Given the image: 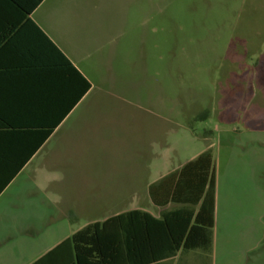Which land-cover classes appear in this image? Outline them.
<instances>
[{
	"label": "crops",
	"instance_id": "1",
	"mask_svg": "<svg viewBox=\"0 0 264 264\" xmlns=\"http://www.w3.org/2000/svg\"><path fill=\"white\" fill-rule=\"evenodd\" d=\"M173 2L0 0V264H36L127 213L163 221L189 207L151 198L152 186L212 152L175 161L168 74H152V57L172 46ZM121 66L142 80L128 81ZM219 210L216 189L214 213L200 223L203 244L151 264H237ZM138 225L130 237L146 236ZM106 231L121 242L118 227ZM261 243L247 250V264H264V250L254 256Z\"/></svg>",
	"mask_w": 264,
	"mask_h": 264
},
{
	"label": "rangeland",
	"instance_id": "2",
	"mask_svg": "<svg viewBox=\"0 0 264 264\" xmlns=\"http://www.w3.org/2000/svg\"><path fill=\"white\" fill-rule=\"evenodd\" d=\"M170 6L172 46L156 52L151 69L159 80L168 74L175 161L211 147L222 230L237 264H247V250L264 239V0H174ZM133 69L120 72L130 82L142 80ZM176 144L187 151L178 152Z\"/></svg>",
	"mask_w": 264,
	"mask_h": 264
},
{
	"label": "trees",
	"instance_id": "3",
	"mask_svg": "<svg viewBox=\"0 0 264 264\" xmlns=\"http://www.w3.org/2000/svg\"><path fill=\"white\" fill-rule=\"evenodd\" d=\"M216 189L214 157L211 151H206L151 188V198L155 204L172 202L189 205L188 208L164 214L163 221L136 211L115 217L102 226H89L36 264H70L74 263V259L76 264H117L122 260L119 256L123 253L126 264H151L172 257L181 248H197L203 244L198 236L205 232L200 223L205 220L206 213H214ZM199 205L197 212L195 208ZM151 221L159 228H151ZM172 221H177V225H172ZM134 224H139L141 230L146 231V236L130 237ZM108 227H118L122 231L121 242L114 233H106ZM164 227L169 237L162 233L165 232ZM152 230L157 231L159 236L154 238ZM119 245H123V252L118 251Z\"/></svg>",
	"mask_w": 264,
	"mask_h": 264
}]
</instances>
